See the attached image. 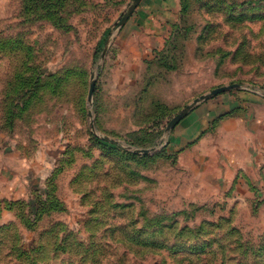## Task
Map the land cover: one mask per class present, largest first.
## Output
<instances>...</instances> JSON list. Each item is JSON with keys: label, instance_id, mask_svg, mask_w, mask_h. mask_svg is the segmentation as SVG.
Listing matches in <instances>:
<instances>
[{"label": "rangeland", "instance_id": "1", "mask_svg": "<svg viewBox=\"0 0 264 264\" xmlns=\"http://www.w3.org/2000/svg\"><path fill=\"white\" fill-rule=\"evenodd\" d=\"M242 93L264 0H0V264H264L218 132L247 109L176 142Z\"/></svg>", "mask_w": 264, "mask_h": 264}, {"label": "crops", "instance_id": "2", "mask_svg": "<svg viewBox=\"0 0 264 264\" xmlns=\"http://www.w3.org/2000/svg\"><path fill=\"white\" fill-rule=\"evenodd\" d=\"M223 99L220 97L198 108L178 129L176 142L194 138L208 128L211 120L229 113L234 107L246 108V113L239 112L219 123L218 132L226 141L221 150L229 159L226 166L230 172L226 178L234 180L231 188L235 207H264V104L245 93L225 98L226 103ZM251 113L254 121L248 126ZM258 196H262V201Z\"/></svg>", "mask_w": 264, "mask_h": 264}, {"label": "water", "instance_id": "3", "mask_svg": "<svg viewBox=\"0 0 264 264\" xmlns=\"http://www.w3.org/2000/svg\"><path fill=\"white\" fill-rule=\"evenodd\" d=\"M94 90H95V84H92V86H91V90H90V99H91L92 96H93ZM226 90H227V88L218 89V90L214 91L211 95H215V94L221 93V92L226 91ZM208 97H210V96H205V97H203V98H202L201 100H199V101H202V100H204V99H207ZM181 117H182V116L178 117V119H180ZM178 119H177V120H178Z\"/></svg>", "mask_w": 264, "mask_h": 264}]
</instances>
